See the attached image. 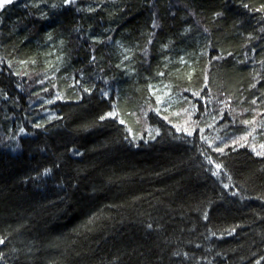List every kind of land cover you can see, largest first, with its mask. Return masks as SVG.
Returning <instances> with one entry per match:
<instances>
[{
	"label": "trees",
	"instance_id": "obj_1",
	"mask_svg": "<svg viewBox=\"0 0 264 264\" xmlns=\"http://www.w3.org/2000/svg\"><path fill=\"white\" fill-rule=\"evenodd\" d=\"M0 241V264H264V0L0 7Z\"/></svg>",
	"mask_w": 264,
	"mask_h": 264
},
{
	"label": "snow or ice",
	"instance_id": "obj_2",
	"mask_svg": "<svg viewBox=\"0 0 264 264\" xmlns=\"http://www.w3.org/2000/svg\"><path fill=\"white\" fill-rule=\"evenodd\" d=\"M12 0H0V7H3L5 4L11 3ZM3 241H0L2 243Z\"/></svg>",
	"mask_w": 264,
	"mask_h": 264
},
{
	"label": "rangeland",
	"instance_id": "obj_3",
	"mask_svg": "<svg viewBox=\"0 0 264 264\" xmlns=\"http://www.w3.org/2000/svg\"><path fill=\"white\" fill-rule=\"evenodd\" d=\"M186 120H187L186 118H183V119H179V120H178V122H180V123H183V124H184V123L186 122Z\"/></svg>",
	"mask_w": 264,
	"mask_h": 264
}]
</instances>
